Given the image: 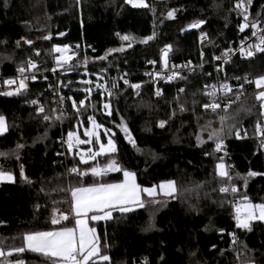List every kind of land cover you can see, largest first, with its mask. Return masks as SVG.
<instances>
[{"label":"trees","instance_id":"trees-1","mask_svg":"<svg viewBox=\"0 0 264 264\" xmlns=\"http://www.w3.org/2000/svg\"><path fill=\"white\" fill-rule=\"evenodd\" d=\"M127 1L0 0V75L10 78L30 61L36 64L25 74L23 88L20 82L0 84V117L6 123L0 170L14 177L0 183V264H63L26 250L24 236L72 226L71 189L121 182L124 171L133 173L141 188L172 181L174 194L143 195L144 208L97 224L100 251L109 260L95 258L90 264H264V220L235 229L230 198L221 191L230 184L242 206L264 204V135L257 131L258 124L264 129V101L256 99L264 86L255 83L264 77V52L234 59L225 79L231 91L223 123L218 112L202 109L201 97L212 60L249 32L251 24L264 21V0H242L246 11L235 7L238 0H146L143 7ZM244 15L248 26L241 31ZM200 21L196 31L185 32ZM200 34L206 43L199 42ZM124 45L127 51L119 52ZM57 46H69L73 57L56 61ZM169 46L170 64L206 67L183 73L173 83L152 79L146 74L150 60H158ZM109 64L125 74L128 84L103 93L101 69ZM85 73L93 83H86ZM56 90L66 105L61 123L54 111ZM36 100L43 113L31 106ZM89 118L107 129L100 131L102 140L107 133L115 151L85 163L78 148L89 147L83 136ZM159 122L164 126L158 127ZM223 137L229 160L216 147ZM63 138L72 145L65 155ZM111 162L120 170L91 174L93 167ZM217 165L228 171L226 176L218 174ZM72 168L78 172L68 174ZM21 247L23 252L15 251Z\"/></svg>","mask_w":264,"mask_h":264},{"label":"snow or ice","instance_id":"snow-or-ice-1","mask_svg":"<svg viewBox=\"0 0 264 264\" xmlns=\"http://www.w3.org/2000/svg\"><path fill=\"white\" fill-rule=\"evenodd\" d=\"M140 3H143V0H140ZM248 3H251V0H248ZM237 9H243L244 11L247 10V6L242 2V0H238L237 4L235 5ZM174 11V10H173ZM173 11L168 13V16L171 18L173 16ZM245 23L240 25V30L243 31L245 27L248 26V16L244 15ZM200 23L203 21L197 22L191 27H198ZM253 29L257 28V24H251ZM255 31L253 35H255ZM48 37H46L47 39ZM122 40H129L131 39L129 36L121 37ZM152 39V37L146 38V40ZM142 41V42H146ZM264 37L260 38V44L256 45L258 51L264 52ZM54 51H61L60 48H54ZM247 56H252L253 53L248 51ZM103 59V57L101 58ZM31 67H35L34 64L29 62ZM20 72H23L24 69H19ZM14 81H5V83H13ZM87 83V82H86ZM127 83V81H126ZM257 88H261L264 86V77H259L255 81ZM24 81H21L20 87L23 88ZM98 87H100L98 85ZM134 88H138L139 85H133ZM222 87H227L224 85ZM19 91V90H18ZM88 91V90H86ZM231 91V89H229ZM11 95V93H8ZM159 94V93H158ZM257 100L264 101V91H260L256 97ZM35 104L36 101H33ZM85 101H80L79 105L83 106ZM73 107L77 108L75 102H73ZM104 107L107 109L110 105L105 104ZM208 105H205L207 108ZM212 109L215 110L219 107L218 104L213 103L211 105ZM261 108H264V103L261 104ZM42 112L43 109H40ZM45 119L47 120L48 117L46 116ZM224 119L223 117L221 118ZM90 122L94 123L91 118H89ZM96 128H99L100 125L95 124ZM161 127L164 126V122H161ZM4 118L0 117V133L4 131ZM107 131V129L105 130ZM123 131L127 134V129L124 128ZM258 133H264V129L257 125ZM94 134V133H93ZM69 138L71 139L73 134L69 132ZM99 140V137H97ZM77 143H81V141H77ZM19 147V146H18ZM71 147V144L69 145ZM217 150L220 149L221 145L217 144ZM108 151H115L114 144L111 140H109L108 144ZM104 151V145H101V153ZM101 153H95L93 155H99ZM0 155H5L0 153ZM86 163V161H85ZM217 169H222V165H217ZM120 169L115 165V162H111L110 164L104 166L103 168L100 167H93L91 169V174L94 177H102L109 171H119ZM72 173H77L78 170L76 168H72L70 170ZM80 176L87 175V173H78ZM219 175L226 176L227 173L224 171H219ZM21 175H23V169L21 171ZM249 176L257 175V173L249 172ZM124 179L119 183H96L90 187H75L71 189V197H72V212L77 217L76 219V228H62L60 231H45V232H34L29 233L24 236V243L26 247L32 251L43 252L46 255H51L54 257H58L63 264H90L93 257H97L100 261H108L109 257L107 255H103L100 251L99 241L95 235L96 230L94 228L87 227V223L85 219H81L80 217H87L88 214L95 213L92 215L91 219L94 221L98 220H107L111 218L112 211L118 210L121 213H128L130 211H134L136 208H144L145 202L141 198V193H146L149 197H153L157 194L156 187L153 186L152 188H141L135 180V175L129 171L123 172ZM12 179L11 174H6L2 170H0V180L2 179ZM230 178V177H229ZM160 190L163 192L164 195H172L175 191L174 182L169 181L166 184L162 183L160 185ZM222 192H227V188H221ZM233 192L236 191L235 188L232 189ZM247 199V198H245ZM239 213V209L237 210ZM246 215L244 218L238 214L236 217L237 227L239 228H249V221L252 219L257 218L256 213H259L258 218L264 220V204L259 205H251L248 204L245 206L244 209ZM103 213V215H100ZM63 219H67V216L62 217ZM53 224L57 223L56 219L52 220ZM78 232V236H77ZM17 252H23L24 248H17L15 249ZM11 254V253H9ZM0 255H3L0 252ZM17 264H22V262H17Z\"/></svg>","mask_w":264,"mask_h":264},{"label":"built area","instance_id":"built-area-1","mask_svg":"<svg viewBox=\"0 0 264 264\" xmlns=\"http://www.w3.org/2000/svg\"><path fill=\"white\" fill-rule=\"evenodd\" d=\"M129 4L136 6V7H143L146 4V0H143V3H140V0H128ZM195 24V23H193ZM191 24V25H193ZM191 25L186 28L185 32L188 31H196L198 27H191ZM255 31V35H253V32ZM206 36H203L202 34L199 35L198 40L200 43H203L201 39H203ZM264 37V21L257 24V28L251 30L249 32H246L237 42H232L229 44V47L224 50L222 53L218 54L211 62L210 68L212 69V73L208 74L207 78H209L208 82L204 83L203 90L201 93V97L205 100V104L203 105L202 109L207 112H218L220 115V120L223 123L222 117L224 118V115L230 110V103L227 102V96L229 94L230 86L225 80L227 78V72L230 71V69L233 66L234 59L241 58V59H249L253 57L255 51L257 50L256 45L260 44V38ZM206 39V38H205ZM262 46V45H261ZM251 51L253 53L252 56H247V52ZM171 55V48L167 47L165 48L158 60H150V69L146 71L147 75H150V77L158 82L163 83H173L175 82L181 74L183 73H194L196 70L204 69L206 66L201 63L199 65H195L192 62L190 63H183V64H170L169 63V56ZM204 54L203 52H200V59L203 60ZM31 64H33L31 62ZM29 67L30 64H29ZM27 73V71H17L14 76L10 78H5L0 75V84L4 83L5 85H12L17 82L24 81V76ZM102 78L100 81V89L103 93H109L111 90H118L120 89L121 84L127 85L128 81L123 73V75L118 74V69L114 67V65L109 64L101 69ZM52 74H54V71H52ZM5 81H14L13 83H5ZM127 81V83H126ZM224 85H227V87H222ZM159 93V94H158ZM55 98V117L58 122H62L65 117V110L66 105L63 98L58 95L57 90L54 92ZM155 97H160V92L157 91L154 94ZM213 103H216L219 105V107L215 110L212 109L211 105ZM205 105H208L207 108H205ZM32 107H37L39 113H43L45 110L43 106H41L38 101L36 100V103L34 104L31 102ZM40 109H43L41 112ZM161 122L158 123V127H161ZM259 136L264 135V133H258ZM240 137V134H238ZM226 138L223 137L222 140L219 141V144L221 145L220 149L224 153V156L226 160H229L230 157L227 153V145H226ZM70 142L66 139L61 140L60 144V150L63 155H65L66 150L69 149ZM262 151L264 152V143L262 144ZM72 172L69 170L68 174H71ZM228 173V171L226 172ZM227 188L228 191L224 192L227 194L230 198L229 204L231 209V221L233 223V226L235 229H245V228H239L237 227V221L236 217L239 214L241 218H244L246 215L244 209L242 208V205L239 201H237L234 198L235 192L232 191L234 186H231L230 184L223 187ZM236 189V188H235ZM240 210L239 213L237 210ZM253 220V219H252ZM250 220L249 223L252 221ZM234 241L236 242L237 239L234 237ZM232 247L230 246V249Z\"/></svg>","mask_w":264,"mask_h":264},{"label":"rangeland","instance_id":"rangeland-1","mask_svg":"<svg viewBox=\"0 0 264 264\" xmlns=\"http://www.w3.org/2000/svg\"><path fill=\"white\" fill-rule=\"evenodd\" d=\"M202 35L205 36L204 34H202ZM205 38L206 37L201 39L203 43H206L207 39H205ZM57 47L60 48L61 51H59V52L55 51L58 54L56 59H55L56 61L61 62V63L62 62H68L73 57V55L71 54L72 50H71V48L69 46H57ZM57 47H55V48H57ZM128 48H129L128 46L124 45V46L120 47L119 52L120 51L125 52V51H127ZM32 63L34 65H36L35 62H32ZM33 68L34 67H28L27 69L24 68V70L26 69L25 71H32ZM85 74L87 76V79H86L87 84L93 83V80L91 78H89L90 77L89 73H85ZM96 79L99 80V77L98 78L96 77ZM20 84H21V82H20ZM20 84H19V86H20ZM15 90L16 89H14L13 91L11 90L9 92H14ZM95 124H97V123L96 122H94V123L90 122V124L88 126V129L83 131L84 132L83 136L85 138L84 143L89 146L88 148H86V147L78 148V151H79L80 156H81V161H83V162L88 161V160L92 159L93 157L97 156V155H93V154L101 153V145H104V151L101 154H99V155H104V154L110 153V151L107 150L108 149L109 140H111L113 142V144H114L113 139L107 133H106L105 141L102 140V136L100 134V131L105 132V129L101 125H100L99 128H96L94 126ZM97 137H99V140H97ZM93 140L95 141V145L93 144ZM220 170L222 171V169H220ZM165 197H169V196H165ZM242 208L245 209L244 206H242ZM258 216H259V213H257V218H258ZM0 252H2V251L0 250ZM1 257H2V255H0V258ZM17 262L18 261L9 262V263H6V264H17ZM19 262H21V261H19ZM22 264H23V262H22ZM243 264H253V263L246 262V263H243Z\"/></svg>","mask_w":264,"mask_h":264},{"label":"crops","instance_id":"crops-1","mask_svg":"<svg viewBox=\"0 0 264 264\" xmlns=\"http://www.w3.org/2000/svg\"><path fill=\"white\" fill-rule=\"evenodd\" d=\"M4 125H5L4 131H3L2 133H0V135H1V134H4V133L6 132V123H5V121H4ZM7 174H8V173H7ZM11 176H12V175H11ZM123 179H124V176H123ZM123 179H122V181H123ZM13 180H14V177L12 176V179H11V180L5 178V179L0 180V183H11V182H13ZM118 183H119V182H118ZM164 184H166V183H164ZM89 187H90V186H89ZM142 189H143V188H142ZM156 191H157V194H156L155 196H153V197H157V196H171V195H164L163 192L160 190V186H159L158 188H156ZM173 194H174V193H173ZM143 195L149 197L146 193H141V198H142ZM71 204H72V197H71ZM136 209H138V208H136ZM136 209H135V210H136ZM117 213H121V212L118 211V210L112 211V213H111V218H110V219H107V220H103V219H102V220L94 221V220L91 219V217H92V215H94L95 213H91V212L88 214L87 217H80V218L86 220L87 227H89V228H94V229L96 230V225H97V224H99V223H103V222H107V221L111 220V219L113 218V216H114L115 214H117ZM257 213H258V212H257ZM257 213H256V214H257ZM71 215H72V217H73V219H74V223H73L72 226H70V227H68V228H73V229H75V228H76V219H77V217H76L75 214L72 212V208H71ZM100 215H103V213H100ZM64 228H65V227H64ZM61 229H62V228L55 229V230H52V231H60ZM95 235H96V237H97V231L95 232ZM77 236H78V232H77ZM97 238H98V237H97ZM24 247H25L26 250H28V251H30V252H35V253H39V254H44V255H46V254L43 253V252H37V251H32V250L28 249V248L26 247L25 243H24ZM48 256H51V255H48ZM51 257H54V256H51ZM54 258L59 259L58 257H54ZM95 258H97V257H93V258H92V261H93ZM59 260H60V259H59ZM98 260H99V259H98ZM99 261H100V260H99Z\"/></svg>","mask_w":264,"mask_h":264},{"label":"water","instance_id":"water-1","mask_svg":"<svg viewBox=\"0 0 264 264\" xmlns=\"http://www.w3.org/2000/svg\"><path fill=\"white\" fill-rule=\"evenodd\" d=\"M255 220H256V218H255V219H253L252 221H253V222H255Z\"/></svg>","mask_w":264,"mask_h":264}]
</instances>
